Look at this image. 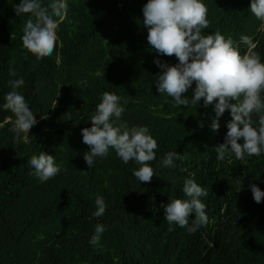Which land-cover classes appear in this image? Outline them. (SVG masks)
<instances>
[{"label": "trees", "instance_id": "16d2710c", "mask_svg": "<svg viewBox=\"0 0 264 264\" xmlns=\"http://www.w3.org/2000/svg\"><path fill=\"white\" fill-rule=\"evenodd\" d=\"M41 2L51 11L54 0ZM66 2L67 17L56 18L55 49L38 59L21 39L31 14L16 15L20 0H0V264H264V198L256 203L249 187L264 191V153L218 160L215 148L224 141L230 110L214 131L215 102L177 106L157 92L162 70L154 60L174 65L178 59L148 44L142 12L147 0ZM202 2L210 22L202 35L219 31L232 37L241 55L249 50L241 39L247 36L264 63V20L251 12V0ZM18 78L24 84L17 91L38 121L19 137L12 131L15 115L3 107L13 90L9 82ZM194 88L195 82L185 94L189 100ZM104 92L121 97L125 111L117 124L146 126L156 139L150 182L138 181L133 173L140 165L123 163L112 148L93 166L85 163L90 148L81 130L91 127ZM253 120L258 127L255 113ZM171 151L182 159L164 167L161 161ZM41 152L61 167L46 182L30 165ZM189 178L208 191L200 198L208 223L194 233L169 224L161 207L189 199L183 192ZM97 195L107 205L101 217L93 215ZM193 219L194 213L189 226ZM98 224L106 230L94 245Z\"/></svg>", "mask_w": 264, "mask_h": 264}, {"label": "clouds", "instance_id": "9594fccd", "mask_svg": "<svg viewBox=\"0 0 264 264\" xmlns=\"http://www.w3.org/2000/svg\"><path fill=\"white\" fill-rule=\"evenodd\" d=\"M50 8L51 11L49 6L42 5L41 0H20L14 8L16 15L31 14L23 27L21 39L23 46L38 59L52 55L58 40L59 20L66 18L68 13L66 0H54ZM250 10L258 19L264 20V0H251ZM142 12L148 44L158 54L178 59L174 65L154 60L162 70L156 76L157 92L166 93L177 106L189 103L199 106L203 100V106L207 107L215 102V116L210 125L214 131L219 128L221 115L230 110L232 119L227 123L224 141L215 148L218 160L223 161L232 154L237 160H242L245 153L250 157L264 153V98L261 95L264 93V63L260 54L252 50L256 45L252 44L251 38L241 37L249 45L248 52L241 55L232 37L226 39L219 31L202 35V29H207L210 24L208 9L202 0H147ZM9 75L16 76V72L10 68ZM193 82L195 88L189 100L185 94L192 88ZM9 83L13 90L6 94L3 107L16 117L12 131L17 137L28 135L38 121L25 97L17 91L24 80L18 78ZM120 101L121 97L115 93H103L91 117V127L81 130L82 141L90 148L83 153V159L89 168L96 157L106 156L112 148L123 163L134 160L140 165L133 173L138 181L150 182L155 173L149 162L156 159L157 141L146 126L117 124L125 111ZM254 113L258 115V127L253 126L257 123L253 120ZM199 126L203 127V123L200 122ZM179 159H182L181 153L171 151L161 164L174 167V160ZM30 165L41 182L48 181L61 171L54 156L45 152L33 156ZM249 187L255 202L260 203L264 191L256 184ZM183 192L189 199H173L166 205L161 204V207L169 224L187 227L189 232L194 233L208 223L206 205L200 199L207 196L208 191L189 178L184 181ZM95 204L97 210L93 215L103 216L107 208L104 198L97 195ZM193 213L195 219L189 226ZM105 230L103 224H98L90 243L98 244Z\"/></svg>", "mask_w": 264, "mask_h": 264}, {"label": "rangeland", "instance_id": "374dc122", "mask_svg": "<svg viewBox=\"0 0 264 264\" xmlns=\"http://www.w3.org/2000/svg\"><path fill=\"white\" fill-rule=\"evenodd\" d=\"M8 120H12V118H9ZM26 137V136H25Z\"/></svg>", "mask_w": 264, "mask_h": 264}]
</instances>
